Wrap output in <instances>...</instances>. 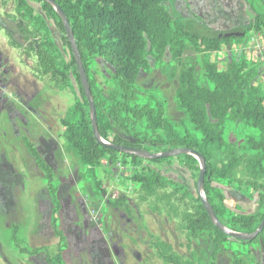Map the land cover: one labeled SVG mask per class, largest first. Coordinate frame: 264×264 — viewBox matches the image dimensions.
Returning <instances> with one entry per match:
<instances>
[{
	"label": "rangeland",
	"instance_id": "374dc122",
	"mask_svg": "<svg viewBox=\"0 0 264 264\" xmlns=\"http://www.w3.org/2000/svg\"><path fill=\"white\" fill-rule=\"evenodd\" d=\"M25 1L33 9L34 18L24 14L25 7L18 11L16 0H0V24L14 34L11 39L0 28V264H48L46 258L56 254L58 244L62 245L63 264H168L161 256L168 253L191 264H231L236 258L234 253L248 264H264V238L248 246L235 245L232 251L220 252L213 258L206 234L189 236L183 219L192 210L191 199L198 197L201 161L194 158L196 170L191 171L185 165V154L169 150L157 140L162 132H152L143 121L126 119L124 114L121 122L109 119V109L115 106L110 99L120 92L113 78L114 69L103 58L93 57L88 73L106 119L107 139H100L111 145H141L150 149L152 155L166 154V160L152 163L146 154L131 151L106 155L93 177L89 168L67 151L65 124L76 121L77 104L89 110L91 117L89 104H83L85 88L77 79L79 71L65 30L46 18L41 3ZM163 7L173 25L192 19L220 33L246 28L256 16L264 17V0H171ZM19 13L25 16L20 17ZM17 25L22 27L26 40L18 38L13 30ZM46 30L58 50V58L67 64L75 61L67 82L53 81L29 48L30 44L43 41ZM263 33L264 27L250 31L239 42L222 46L207 58L220 68L232 60L254 68L256 74L251 83L264 94V64L260 63L264 57ZM145 58L147 66L135 80L131 103L155 108L159 102L164 118L180 136L189 134L200 140L176 100L181 64L168 50L158 59L157 54L149 52V45ZM204 58L185 42L180 61L194 64L198 85L212 89L203 71ZM91 102L94 104L92 98ZM223 136L227 144L238 148L241 157L248 158L252 152L246 150V140L258 139V132L241 122L228 121ZM143 137L150 143L146 144ZM26 142L51 168L58 207L52 203L45 173L26 149ZM211 150L215 165L228 161L224 149L213 146ZM121 154H132L140 162L123 159ZM146 167L169 183L161 194L165 195L163 198L146 197L132 180ZM212 186L224 198L226 217L256 216L254 228L260 227L264 208L257 206L242 181L215 179ZM185 192L189 197L183 199ZM113 200H121L122 206L112 208L108 202ZM220 204L215 202L216 206ZM225 221L221 219L222 224ZM13 228H17L15 235Z\"/></svg>",
	"mask_w": 264,
	"mask_h": 264
},
{
	"label": "trees",
	"instance_id": "16d2710c",
	"mask_svg": "<svg viewBox=\"0 0 264 264\" xmlns=\"http://www.w3.org/2000/svg\"><path fill=\"white\" fill-rule=\"evenodd\" d=\"M35 1L42 4L41 10L46 18L54 21L56 26L64 31L63 22L54 8L47 2ZM51 1L60 9L70 26L72 38L87 77L90 96L94 101L98 136L104 140L107 139L106 119L103 118V113L99 108V99L95 94L93 82L88 77L90 61L95 56L103 58L114 69L113 78L120 92L115 93L110 99L115 106L109 109L107 115L109 119L116 123L124 118L143 121L150 131L162 132L163 136L157 140L164 143L169 150H187L199 155L205 166L202 192L218 222L230 232L242 235L253 234L257 230L254 228L256 216L240 214L232 216L231 214L226 217V211L222 206L224 198L218 189L212 186L215 179L226 182L240 180L248 187L249 196L255 197L257 206L264 208V94L251 83L256 74L255 69L244 62L238 63L233 60L228 62L226 67L220 68L218 64L207 58L210 53L219 52L222 46H228L233 41L239 42L241 38H219V35L223 33L192 19L173 25L171 17L163 7L164 3L171 0ZM16 2L18 11L25 7L24 14L29 18H34L33 9L27 6L25 0H16ZM24 14L19 13L18 15L24 17ZM40 21L42 25L45 24L41 18ZM261 27H264V17L258 15L246 28L233 32L245 35L253 30H261ZM0 28L9 38H14V34L9 33L6 26L0 24ZM13 30L16 31L18 38L26 40L20 25L13 27ZM45 35L43 41L32 43L29 48L35 53L39 63L44 65L53 81L67 82L75 61L67 64L60 60L58 50L49 38L47 30ZM185 42H188L196 53L205 56L202 61L203 71L212 89L198 85L194 64L180 61ZM14 44L19 45L16 41ZM67 44L71 50L68 41ZM148 45L149 52L157 54L158 59L168 50L171 57L179 62V65L181 64L175 96L180 109L185 112L189 122L200 134V140L189 134L180 136L164 118L159 102H156L155 108L150 105L138 106L131 103L135 96V80L140 70L147 66L145 55ZM79 77L77 75L78 80ZM83 104L88 106L86 99ZM228 121L241 122L258 132V139L249 137L245 143L246 150L252 152L250 157H241L238 148L227 144L224 140L225 124ZM65 128L67 151L81 165L87 166L93 177H95V169L106 155L120 154L96 141L92 132L90 112L86 111L81 103L77 104L76 121L65 124ZM135 137L139 136L135 135ZM143 140L146 144L150 143L147 138ZM112 144L117 147L127 146L120 142ZM213 146L224 149L229 158L227 162H221L218 166L214 164L211 152ZM25 147L35 159L37 166L45 173L52 203L58 207L51 168L44 163L30 143L26 142ZM127 148L135 152L151 154L150 149L143 148L141 145L128 144ZM121 156L123 159H131L132 162H140V159L132 154H121ZM165 160L164 157H159L152 158L149 162L157 163ZM185 160V165L191 171L196 170V160L193 157L185 155ZM132 180L138 184L140 191L148 198H163L165 195L161 194L169 185L163 177L148 167L136 173ZM96 187L99 188L98 183ZM182 197L186 199L189 194L185 192ZM191 200L192 210L183 219L187 232L191 237L206 234L212 244L213 258L220 252L232 251L235 245L248 246L264 238L263 229L252 241L233 239L214 225L199 197ZM217 201L221 202L220 206L215 205ZM108 203L112 208L121 207L123 204L121 200ZM222 218L226 220L224 224L221 223ZM262 218L264 219V213ZM16 232L17 228H13L14 235ZM56 234L62 240L61 233L57 231ZM13 240L15 242L14 238ZM61 254L62 245L58 244L56 254L53 257L48 256L46 262L63 264ZM234 255L236 258L231 264H248L238 258L237 253ZM161 256L165 257L168 264H191L189 261L179 259L173 253ZM208 264H214V262Z\"/></svg>",
	"mask_w": 264,
	"mask_h": 264
},
{
	"label": "water",
	"instance_id": "95a60500",
	"mask_svg": "<svg viewBox=\"0 0 264 264\" xmlns=\"http://www.w3.org/2000/svg\"><path fill=\"white\" fill-rule=\"evenodd\" d=\"M43 2H47L49 3L54 10L56 11V13L58 14V16L61 18L62 22H63V26H64V30H65V38L67 39V41L70 43V47H71V51L73 54V57L77 63V67H78V71H79V76L80 79L83 82L84 88H85V97L86 100L89 104L90 107V111H91V122H92V132L94 135V138L96 139V141L106 147H109L117 152L120 153H127V152H133V153H143L144 152H135L131 149L125 148V147H117V146H112L110 144H107L105 142H103L100 137L97 134V129H96V118H95V108L94 105L91 102V96H90V90H89V86L83 71V67H82V63L80 60V57L78 55V52L76 50L73 38H72V33H71V29L70 26L67 22V20L65 19L64 15L62 14V12L60 11V9H58L51 0H41ZM244 36L243 33H239V32H229V33H223L221 35H219V38H242ZM178 152L183 153L185 155L191 156L193 158H197L201 161V170H200V175L198 178V182H197V190H198V197L201 199V203L202 205L206 208V211L208 212V214L210 215L214 225L222 232L226 233L227 235H229L230 237H232L233 239H241V240H246V241H252L255 237H257V235H259L261 233V231L264 229V219L263 222L261 223L260 227L249 237L244 236L242 234H237V233H233L230 232L228 230H226L216 219V217L214 216V214L212 213L210 207L207 205L206 200L204 198L203 192H202V180H203V176H204V171H205V166H204V162L203 159L197 155L195 152H191V151H187V150H179ZM147 157L149 159L152 158H159V157H165L167 156L166 154H160V155H152V154H146Z\"/></svg>",
	"mask_w": 264,
	"mask_h": 264
},
{
	"label": "built area",
	"instance_id": "2783aa9c",
	"mask_svg": "<svg viewBox=\"0 0 264 264\" xmlns=\"http://www.w3.org/2000/svg\"><path fill=\"white\" fill-rule=\"evenodd\" d=\"M260 63L264 64V57L260 59ZM264 69V68H263Z\"/></svg>",
	"mask_w": 264,
	"mask_h": 264
}]
</instances>
